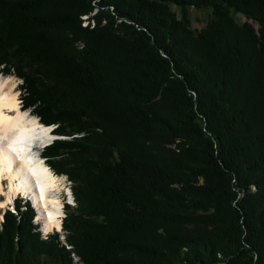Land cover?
I'll list each match as a JSON object with an SVG mask.
<instances>
[{"label": "trees", "instance_id": "1", "mask_svg": "<svg viewBox=\"0 0 264 264\" xmlns=\"http://www.w3.org/2000/svg\"><path fill=\"white\" fill-rule=\"evenodd\" d=\"M1 66L76 205L19 200L0 264H264V0H0Z\"/></svg>", "mask_w": 264, "mask_h": 264}, {"label": "bare ground", "instance_id": "2", "mask_svg": "<svg viewBox=\"0 0 264 264\" xmlns=\"http://www.w3.org/2000/svg\"><path fill=\"white\" fill-rule=\"evenodd\" d=\"M17 84L10 77H0V226L2 210L21 193L33 200L44 234H49L61 230L60 218L65 214L59 177L40 155L51 139V128L19 107ZM5 181H9L8 194ZM5 193L7 201L1 199Z\"/></svg>", "mask_w": 264, "mask_h": 264}, {"label": "rangeland", "instance_id": "3", "mask_svg": "<svg viewBox=\"0 0 264 264\" xmlns=\"http://www.w3.org/2000/svg\"><path fill=\"white\" fill-rule=\"evenodd\" d=\"M172 10L178 15V17L182 18L183 14H184L183 9H180V7H177V6L173 5L172 6ZM188 14H189L190 26H191L192 30L197 31V32L201 31L203 28H205L207 23L211 19V11H209V10H194L193 8H190L188 10ZM236 17L241 23H244L246 21V19L243 16H241V15H237ZM2 68H4V66H1V68H0V77H10L11 79H14L16 81V84L18 83L17 84V88H16V92L18 94V98L17 99L21 100L22 99L21 95H23L22 89H21L22 85L24 84L23 80L18 78V77H16L13 72L10 73V74L3 73V71H1ZM20 106H21V103H20ZM22 110L23 111H27L29 114H33V115L35 114V113L32 112L33 108H31V109H23L22 108ZM52 127H55V126H52ZM52 172H53V170H52ZM54 175L57 176V178L59 177L58 178L60 180L59 184L62 187V192L61 193H64L63 190H66V193H70L71 194V192H72V197H74L73 190H72V183L69 182L67 177L66 176L57 175L56 173H54ZM8 182L9 181H5V183H4L5 192L7 194L9 193V188H8L9 187V183ZM69 189H70V191H69ZM6 193H5V195L1 196V199L3 201H7V194ZM72 197L69 196V200H70L71 203H72ZM66 200L67 199L65 198L63 200V202L65 203ZM29 201H31L33 203L34 210H36V207H35V204H34L33 200L29 199ZM11 204H12V202H11ZM75 204H76V202H75ZM75 204H74V201H73L72 210H74L73 207L75 206ZM9 205H10V203L7 205V207L5 209L2 210L3 213H4V210H8V207H10ZM24 210H25V208H24ZM36 212H37L36 216H37V222H38L37 224H38L39 230H40L41 233H42V231L44 233L42 224L38 220V211L36 210ZM35 223H36V221H35ZM55 232H59L60 233V232H62V230L61 231L60 230H54V231H51L49 234H53ZM43 233H42V235H44ZM72 258H73V263L74 264H82L80 257H77L74 253L72 255Z\"/></svg>", "mask_w": 264, "mask_h": 264}]
</instances>
